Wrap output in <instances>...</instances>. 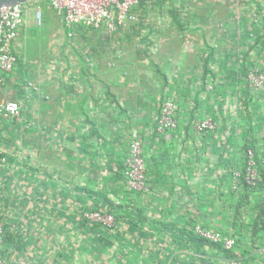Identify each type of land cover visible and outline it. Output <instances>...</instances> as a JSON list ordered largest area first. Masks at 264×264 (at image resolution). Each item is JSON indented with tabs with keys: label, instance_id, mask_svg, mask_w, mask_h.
Segmentation results:
<instances>
[{
	"label": "rangeland",
	"instance_id": "374dc122",
	"mask_svg": "<svg viewBox=\"0 0 264 264\" xmlns=\"http://www.w3.org/2000/svg\"><path fill=\"white\" fill-rule=\"evenodd\" d=\"M131 16L116 38L92 29L68 35L60 17L47 8L41 28L29 23L19 35V64L0 83V100L20 105L17 117L0 115V149L7 160L16 171L44 175L48 147L69 133L74 149L97 142L101 152L107 151L101 162H85L84 176L72 170L67 174L70 184L77 179L86 190L84 200L81 194L71 196L69 220H48L47 227L34 230L15 249L6 246L5 264H229L219 251L199 248L186 237L192 222L234 235L243 249L232 260L236 264H264V229L254 220L243 223L255 214L243 208L236 194L229 193L223 204L218 194L211 203L204 194L185 197L171 190L151 200L167 210L157 215L161 221L152 220L144 211L147 193L128 191L114 169L130 141L143 142L154 130L162 101L175 100L179 91L194 102L206 95L205 107L211 104L219 112L227 101L233 121L242 119L251 89L245 73L241 83L221 84L209 78L210 62L214 50L236 61L235 52L256 38L264 40V0H141ZM240 32L249 35L246 42H240ZM80 88L90 94L95 88L106 90V112L97 115L99 129L79 113L84 99ZM105 120L112 122L110 129ZM82 122L84 138L78 140ZM112 147L115 151H109ZM108 201L120 217L112 229L103 231L81 219L95 206L108 209Z\"/></svg>",
	"mask_w": 264,
	"mask_h": 264
},
{
	"label": "crops",
	"instance_id": "0c3cea01",
	"mask_svg": "<svg viewBox=\"0 0 264 264\" xmlns=\"http://www.w3.org/2000/svg\"><path fill=\"white\" fill-rule=\"evenodd\" d=\"M29 23L34 26L32 19ZM124 31L126 30L120 29L114 34L104 35L108 38H116ZM239 34L243 37L240 42H246L249 35L242 32ZM213 52L215 56L210 62L212 68H210L211 72L209 71V78L221 84L241 83V73L244 72L247 75L252 67L264 71V40L261 42L256 38L254 43H250L246 49L235 52L236 61L226 58L225 52H216V50ZM239 58H241L240 61ZM248 90V109L242 111L240 114L242 119H238L237 122L231 117L227 101L224 105L222 104L223 109L219 112L214 110L211 104L205 107L206 95H200L194 102L191 95L187 98L180 91L175 94L173 101L178 106L177 129L163 135H157L154 129L151 133H147V138L141 142L149 174V191L146 194L148 196L144 198V211L149 218L161 221L162 218L156 219L157 215L164 216V211L167 210L153 205L151 200L172 193L171 190L185 197L204 194L206 197H211L209 199L211 203L214 200L213 197L218 194L223 204H227L225 203L227 195L233 193L238 196L237 200L244 209L250 208L248 211L255 214L245 219L243 223L258 219L257 221L262 225L264 221V95L253 89ZM102 93H104L103 96H101ZM78 94H84V99L78 107L79 113L87 116L89 122L99 129L100 122L97 115L106 112L107 103L103 102V98L106 96L108 98L106 90L103 89L101 92L100 89L95 88L90 94L80 88ZM206 118H212L217 122L215 131L197 133L191 129V123ZM105 123L110 129L112 122L105 120ZM71 128L69 127L67 131ZM78 128L77 139L79 140L83 137L81 132L85 129L84 122ZM99 132L101 133L100 130ZM71 137L73 136L70 133L65 134L63 142H54L53 147H48L46 162L48 168L44 175L39 174L38 171L30 172L28 175L16 171L15 164L10 160L9 163L0 164V220L3 227L14 232V241L17 246L19 242L28 239L34 230L47 227L48 220L52 221L59 217L62 220L64 218L69 220L71 196L76 195L79 198L81 194L83 200L85 199V195L82 194L86 192L85 189L81 188L77 179L76 184H70L67 174L72 170L76 176L82 174L84 176L85 162L87 160L101 162L99 159L102 158L103 151L107 150L101 152L100 149L103 146L100 147L97 142L85 143L86 149L80 147L79 143L77 149H74L75 142H70L73 141ZM51 138L56 140L54 135ZM1 145L0 142V147ZM115 148L112 147L109 151H115ZM246 148H251L255 154L262 181L256 188L242 185L235 192L231 190L230 181L233 172L243 171L245 168ZM4 152L0 149V153L5 154ZM127 152L128 147L122 159L126 157ZM176 203L178 204V201ZM172 212L181 214L184 211L175 209ZM193 216L189 215L190 221H194ZM194 224L197 223L192 222L188 229H192ZM260 244H264V241ZM240 247L238 246L239 252L243 250ZM8 248L3 247L4 259L9 251ZM262 250L264 251V248Z\"/></svg>",
	"mask_w": 264,
	"mask_h": 264
},
{
	"label": "built area",
	"instance_id": "2783aa9c",
	"mask_svg": "<svg viewBox=\"0 0 264 264\" xmlns=\"http://www.w3.org/2000/svg\"><path fill=\"white\" fill-rule=\"evenodd\" d=\"M139 0H35L22 5L0 8V83L5 76L14 72L18 64L16 41L21 32L32 19L34 26L41 28L44 25V5H47L60 17L68 35L78 29H92L106 34H114L124 29L132 19V10ZM248 86L264 95V71L252 67L246 75ZM20 106L15 101L0 100V115L17 117ZM178 106L169 98L162 101L155 122V133L163 135L177 129ZM217 122L206 118L191 123V129L197 133L213 132ZM246 165L243 171L232 173L230 187L238 191L240 186L256 188L262 181L258 169L257 159L251 148L245 151ZM264 164V163H263ZM122 176L125 188L130 192L147 193L149 191V174L146 168L143 148L140 141L133 139L128 145V152L123 160ZM1 216V212H0ZM82 218L92 224L111 228L115 225V217L111 213L101 211H84ZM264 224V221L262 222ZM193 232L199 238L211 243L221 244L225 250L237 248V238L228 233L207 228L201 224L193 225ZM4 247V230L0 220V264H5L2 255ZM229 264H236L230 261Z\"/></svg>",
	"mask_w": 264,
	"mask_h": 264
},
{
	"label": "trees",
	"instance_id": "16d2710c",
	"mask_svg": "<svg viewBox=\"0 0 264 264\" xmlns=\"http://www.w3.org/2000/svg\"><path fill=\"white\" fill-rule=\"evenodd\" d=\"M140 1L141 0H139V3H140ZM139 3H138V5H139ZM137 5V6H138ZM136 6V7H137ZM47 8H49L47 5H44V11L47 9ZM50 9V8H49ZM82 29V28H81ZM79 30V29H78ZM77 30V31H78ZM66 33H68V30L66 31ZM18 64H19V56H18ZM18 64H17V66H18ZM11 74V73H10ZM9 76V74L8 75H6L5 76V78H7ZM175 102V101H174ZM19 104V103H18ZM20 106V105H19ZM160 108V107H159ZM158 113H159V109H158ZM158 116V115H157ZM157 118V117H156ZM12 119H13V117H12ZM154 129H155V125H154ZM8 159L7 157H6V155L5 154H3V153H0V164H1V160L2 159ZM123 160L124 159H121V161H120V163L117 165V167H115L114 169L119 173V175H120V177L122 178V181H123V183H124V185H125V180H124V178H123V176H122V172H123V169H124V166H123ZM9 160H7V162H8ZM245 186V185H244ZM86 191V190H85ZM135 193V192H134ZM108 203H109V206H108V209H105V210H103V209H99L98 207H94L93 209H88V210H85V211H101V212H107V213H111V214H113L114 215V217H115V224H117V222H118V220L120 219V217L118 218V213H117V211H116V208L115 207H113L114 205H113V203L110 201H108ZM81 219L84 221V222H87V223H89L88 221H86L85 219H83L82 218V215H81ZM122 219V218H121ZM258 220V219H257ZM254 221V224H256V225H258L260 228H263L264 229V224L262 223V225L258 222V221ZM92 224V223H91ZM198 224V223H197ZM95 227H97V228H100L101 230H103V231H108V230H110V229H112L113 227H111V228H107V227H104V226H101V225H99V224H93ZM202 225V224H201ZM202 226H204V225H202ZM204 227H207V228H211V227H208V226H204ZM211 229H214V230H218V231H220V232H222L221 230H219V229H216V228H211ZM3 230H4V246H7V247H10V246H12V247H17V243H15V235H14V232L12 231V230H10V229H8V228H5V227H3ZM185 233H186V237H190V239L192 240V242L197 246V247H204V246H207V247H209L210 249H213V250H215V251H219L220 253H222L223 254V256H224V259L225 260H227V261H232V260H234L236 257H237V254L239 253V251L238 252H236V250L238 249V248H235L234 250H225V249H223V247H222V245L221 244H215V243H211V242H208V241H206V240H203V239H201V238H199L197 235H195L194 234V232H193V227H192V229H190V230H187V231H184ZM223 233V232H222ZM237 242H238V239H237ZM237 246H238V243H237ZM240 254V253H239ZM2 255H3V257L5 258V255H4V252H2ZM202 260H205V259H202ZM204 264H216V263H214L213 261H211V260H209V261H204Z\"/></svg>",
	"mask_w": 264,
	"mask_h": 264
},
{
	"label": "water",
	"instance_id": "95a60500",
	"mask_svg": "<svg viewBox=\"0 0 264 264\" xmlns=\"http://www.w3.org/2000/svg\"><path fill=\"white\" fill-rule=\"evenodd\" d=\"M35 0H0V8L1 7H9L14 5H22L25 3H29Z\"/></svg>",
	"mask_w": 264,
	"mask_h": 264
}]
</instances>
